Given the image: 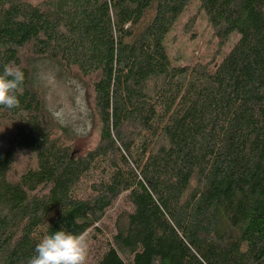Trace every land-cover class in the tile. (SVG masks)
I'll list each match as a JSON object with an SVG mask.
<instances>
[{
  "label": "trees",
  "instance_id": "obj_1",
  "mask_svg": "<svg viewBox=\"0 0 264 264\" xmlns=\"http://www.w3.org/2000/svg\"><path fill=\"white\" fill-rule=\"evenodd\" d=\"M193 4L238 36L220 62L168 56ZM47 61L89 85L94 145L46 109ZM0 123V264H71L88 233L93 264H264V0H0Z\"/></svg>",
  "mask_w": 264,
  "mask_h": 264
},
{
  "label": "rangeland",
  "instance_id": "obj_2",
  "mask_svg": "<svg viewBox=\"0 0 264 264\" xmlns=\"http://www.w3.org/2000/svg\"><path fill=\"white\" fill-rule=\"evenodd\" d=\"M24 1L37 4L43 0ZM237 39L238 36L233 34L227 42L220 44L204 14L193 4L184 11L170 30L165 47L174 64L190 67L211 60L220 62ZM33 70L36 76L35 88L46 109L62 126L74 130L78 147L84 149L94 145L97 137L86 106L87 82H81L75 76H65L56 64L48 61L38 63ZM9 132L7 125L0 123L1 149L7 145ZM27 163L26 159L20 158L16 170L25 167ZM105 222L110 223L108 220ZM103 245L102 238L95 239L88 233L71 249V264H93L103 252Z\"/></svg>",
  "mask_w": 264,
  "mask_h": 264
}]
</instances>
